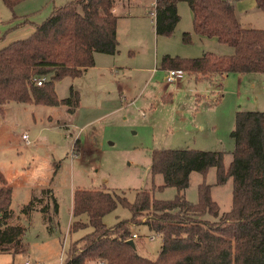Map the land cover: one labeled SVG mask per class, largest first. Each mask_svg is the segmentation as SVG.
Returning a JSON list of instances; mask_svg holds the SVG:
<instances>
[{
    "label": "rangeland",
    "instance_id": "1",
    "mask_svg": "<svg viewBox=\"0 0 264 264\" xmlns=\"http://www.w3.org/2000/svg\"><path fill=\"white\" fill-rule=\"evenodd\" d=\"M65 1L18 0L10 8L0 0V48L29 35L54 6ZM140 2L149 4L154 11L150 0ZM238 8L240 15L236 14L242 26L264 28V10H252L245 2H240ZM178 12L180 18L172 34L151 31L144 39L123 34L117 53L98 52L108 55L110 61L97 63L74 78L64 76L55 81L59 97L69 95L73 87L78 89L80 99L74 109L68 104L14 100L3 104L0 171L12 188L11 221L26 227L23 239L27 249L0 251V264H63L71 242L92 229L90 224L70 228L74 219L72 193L77 186L124 191L129 200L134 199L138 189L152 190L156 198L174 197L177 187L160 188L165 183L164 174L150 171L154 147L221 149L224 165L229 164L234 148L231 130L235 111L264 110V72H230L223 79L219 74L195 79L185 73L174 81L165 79L166 71L159 67L165 52L198 56L205 51H234L232 45L207 36H191L190 42H183L179 30L192 28L191 10L185 0L178 1ZM113 62L115 66L111 68ZM166 92L172 93L171 99L163 98ZM23 132L28 133L30 143L25 142ZM216 176L213 165L204 180L211 185V196L218 202L221 214L231 206L232 177L216 183ZM202 179L201 172L191 170L180 191L195 201ZM29 200L33 208L26 214L21 208ZM79 219L86 222L88 217L83 213ZM102 219L113 226L118 220H130L131 211L117 204ZM139 219L129 223L138 234L133 238L136 249L154 257L162 237L142 222L144 215ZM26 259L31 263H25ZM99 262L100 259L89 261Z\"/></svg>",
    "mask_w": 264,
    "mask_h": 264
},
{
    "label": "trees",
    "instance_id": "2",
    "mask_svg": "<svg viewBox=\"0 0 264 264\" xmlns=\"http://www.w3.org/2000/svg\"><path fill=\"white\" fill-rule=\"evenodd\" d=\"M18 0H4L13 8ZM154 0V27L157 34L170 35L180 18L177 2ZM192 11V29L233 46L230 54L205 51L198 56L164 54L162 68H178L202 75L230 72H264V28L242 26L232 0H185ZM264 10V0H255ZM115 0H67L54 6L49 15L36 23L32 32L0 48V111L7 101L43 104L77 103V91L59 97L55 81L82 74L94 64V53L118 51V17ZM190 42L191 31L182 32ZM44 77L37 83L38 77ZM231 134L234 148L227 166L223 150L196 147H154L150 171L165 176L164 185H174L177 193L169 199L154 197L152 190L138 189L133 200L124 191L77 186L72 193L70 228L90 224L92 229L73 240L63 264H264V110L238 109ZM77 140L75 141V143ZM216 167V183L232 177V202L219 214V204L211 196V185L204 178L210 166ZM191 170L201 172L195 201L180 190ZM12 188L0 171V251L25 252L26 227L12 222ZM117 204L131 211V219L113 226L103 215ZM57 202L53 199V208ZM33 208L29 200L22 212ZM47 207H43L46 210ZM42 209V210H43ZM44 217H46V213ZM85 213L87 221L79 219ZM208 214L212 217H206ZM162 237L154 257L143 255L128 242L130 222L141 221Z\"/></svg>",
    "mask_w": 264,
    "mask_h": 264
},
{
    "label": "crops",
    "instance_id": "3",
    "mask_svg": "<svg viewBox=\"0 0 264 264\" xmlns=\"http://www.w3.org/2000/svg\"><path fill=\"white\" fill-rule=\"evenodd\" d=\"M240 2H245V4L249 8H251L252 10H254V9L256 10L258 8L256 6L255 0H237V2L235 3V11L239 15H240V13H239L238 7H239ZM150 4L154 5V0H150ZM148 5L149 4H145V2L142 4L140 2V0H115L113 11L117 14V17H118V23H117V29H116V35L118 38V51H119V43H120V40L122 39L123 34L126 35L128 38L132 37L133 39H135V37H139L140 39H144V38L149 37L151 31L156 33L155 27H154L153 10H150ZM177 10H178V2H177ZM191 16H192V11H191ZM185 27L188 28V26H185ZM187 30H189V29H187ZM179 31L182 35V32L185 30H183V28H181ZM191 36H194L197 38L198 37H200V38L206 37V36L200 35L197 32L193 31L192 28H191ZM207 38H215V37L214 36H212V37L207 36ZM118 51H116L115 53H117ZM167 51H171V50H167ZM98 52L99 51H96L94 53V64L91 66H95V64H97V63L99 64V63H103V62L111 60L109 57H107L108 55H102L101 53H98ZM106 53H108V52H106ZM115 53H108V54H115ZM166 53L172 54V55L177 54V53L165 52L161 56H163ZM179 54H182V56H183V55L192 54V53L179 51ZM179 54H177V55H179ZM120 65H121V67H123L122 64H120ZM91 66H89V67H91ZM114 66H115V62H113L110 65L111 68ZM89 67H87L84 71H86ZM141 67L145 68V66H141ZM159 67L162 68L160 65H159ZM162 69L164 71H167L168 68H162ZM151 70L154 71L155 67L151 68ZM185 73H187V72L184 71V74ZM187 74L193 75L195 77V79L202 78L204 76L211 77L213 75V74L202 75L201 73H198V74L187 73ZM229 74L230 73L222 74L219 76H220V78L223 79V78H228L230 76ZM73 89L77 91V98H78L77 103H76V105H77L79 103L80 93H79L77 88L73 87ZM163 98L164 99H171L172 93L171 92L164 93ZM74 108H75V106L73 107V109ZM78 140L79 139L77 138V142H76L77 144H78Z\"/></svg>",
    "mask_w": 264,
    "mask_h": 264
},
{
    "label": "built area",
    "instance_id": "4",
    "mask_svg": "<svg viewBox=\"0 0 264 264\" xmlns=\"http://www.w3.org/2000/svg\"><path fill=\"white\" fill-rule=\"evenodd\" d=\"M182 74H184V71L178 68H168L165 74V79H167L168 81H174L176 80L177 77L181 76ZM44 79V77H38L36 79L37 83H41L42 80ZM22 137L24 138L26 143H30L31 140L29 139V135L27 132H23L22 133ZM138 234L136 232H132L130 238H135L137 237ZM25 263H31L30 260L26 259ZM36 264H39V261H36Z\"/></svg>",
    "mask_w": 264,
    "mask_h": 264
},
{
    "label": "water",
    "instance_id": "5",
    "mask_svg": "<svg viewBox=\"0 0 264 264\" xmlns=\"http://www.w3.org/2000/svg\"><path fill=\"white\" fill-rule=\"evenodd\" d=\"M128 242H129L130 244H132V245H135V244H134V240H133V238H128Z\"/></svg>",
    "mask_w": 264,
    "mask_h": 264
}]
</instances>
